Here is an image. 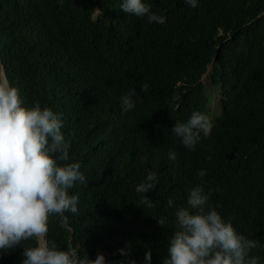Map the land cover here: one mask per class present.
Listing matches in <instances>:
<instances>
[{
    "label": "trees",
    "instance_id": "16d2710c",
    "mask_svg": "<svg viewBox=\"0 0 264 264\" xmlns=\"http://www.w3.org/2000/svg\"><path fill=\"white\" fill-rule=\"evenodd\" d=\"M123 2L0 0L4 74L26 106L39 103L60 117L67 162H79L87 180L69 190L78 196L76 214L49 217L47 239L91 259L103 253L106 264H146L149 250L150 264H163L176 208L187 206L206 169L210 203L257 243L245 259L264 264V0H198L197 7L142 0L165 23L127 14ZM210 66L222 112L189 150L171 129L205 112L210 97L201 79ZM129 89L135 107L124 112L120 97ZM149 171L157 184L136 192ZM32 243L0 254V264H20Z\"/></svg>",
    "mask_w": 264,
    "mask_h": 264
},
{
    "label": "clouds",
    "instance_id": "9594fccd",
    "mask_svg": "<svg viewBox=\"0 0 264 264\" xmlns=\"http://www.w3.org/2000/svg\"><path fill=\"white\" fill-rule=\"evenodd\" d=\"M185 2L198 6V0ZM121 10L147 15L150 23L166 22V17L152 12L142 0H124ZM147 89L146 83L142 85V91ZM134 95L135 90L129 89L120 97L122 111L135 107ZM62 127L63 121L53 110L42 108L39 103L26 106L19 88L6 77L0 78V254L9 253L22 242L33 241L23 247L20 264H106L103 253L91 259L86 253L80 255L76 246L58 247L47 239L49 217L67 219L66 212L76 214L78 196L70 195L69 190L78 183H87L80 163L67 162L70 145ZM212 127L208 115L193 111L186 122H175L171 131L193 150L201 134L208 137ZM168 158L175 160L176 153L170 151ZM206 174V169L198 171L201 184L190 189L187 206L176 208L175 230L169 237L163 264H257L256 257L245 259L250 249L258 247L257 243L238 234L231 221H225L217 211L218 206L210 203V196L202 187ZM158 180L157 173L149 171L135 191L145 194ZM142 202L153 206L145 195ZM167 203L174 205L172 198ZM157 222L165 226L164 219ZM119 251L127 256L126 249ZM144 258L150 264V250ZM127 264L135 261L128 260Z\"/></svg>",
    "mask_w": 264,
    "mask_h": 264
},
{
    "label": "rangeland",
    "instance_id": "374dc122",
    "mask_svg": "<svg viewBox=\"0 0 264 264\" xmlns=\"http://www.w3.org/2000/svg\"><path fill=\"white\" fill-rule=\"evenodd\" d=\"M209 71H210V67H209L208 73ZM208 73L202 76L201 81L203 82L205 86L206 93L210 97V102L207 105L204 114L208 115L210 119H212L213 117L221 114L222 112V106H221L222 94L218 86H213L210 83V80L208 78ZM0 74L3 78L2 72H0Z\"/></svg>",
    "mask_w": 264,
    "mask_h": 264
},
{
    "label": "water",
    "instance_id": "95a60500",
    "mask_svg": "<svg viewBox=\"0 0 264 264\" xmlns=\"http://www.w3.org/2000/svg\"><path fill=\"white\" fill-rule=\"evenodd\" d=\"M210 68H211V66H210ZM208 70H209V69H208ZM0 72H2L3 78H5L6 76H5V74H4L3 67H2L1 64H0ZM206 73H208V71H207ZM206 73H205V74H206ZM1 78H2V76H1Z\"/></svg>",
    "mask_w": 264,
    "mask_h": 264
}]
</instances>
